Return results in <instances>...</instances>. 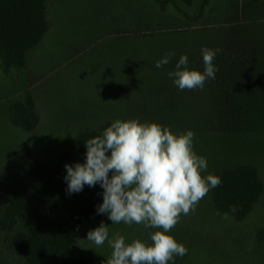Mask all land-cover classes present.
<instances>
[{"label":"rangeland","instance_id":"1","mask_svg":"<svg viewBox=\"0 0 264 264\" xmlns=\"http://www.w3.org/2000/svg\"><path fill=\"white\" fill-rule=\"evenodd\" d=\"M162 1L171 2L166 13L153 0L49 1L53 29L30 53L27 70L5 75L0 58V179L29 154L55 157L69 130L76 135L116 119H138L177 134L193 131V150L207 160L202 175L253 165L264 183V0H210L204 8L205 0L192 7ZM176 7L192 18L203 9L204 19L190 22ZM202 47L221 50L214 60L221 74L202 89L179 90L167 73L181 55L188 56L189 69L203 72ZM168 52L175 53L171 62L157 68ZM28 91L42 116L32 134L10 121L12 103ZM5 205L0 186V218ZM104 224L109 239L119 233L126 243L151 244L150 233L158 230L109 219ZM99 225L82 228L75 257L105 264L112 251L107 241L97 247L86 239ZM263 229L264 196L239 223L217 215L211 189L169 233L188 249L175 264H264V244L257 241ZM19 232L26 233L22 222L13 234L0 233V264H25L9 244Z\"/></svg>","mask_w":264,"mask_h":264},{"label":"trees","instance_id":"2","mask_svg":"<svg viewBox=\"0 0 264 264\" xmlns=\"http://www.w3.org/2000/svg\"><path fill=\"white\" fill-rule=\"evenodd\" d=\"M50 0H0V58L5 75L12 71L21 73L28 68V57L40 47L53 29L47 19ZM162 13L170 1L153 0ZM192 7L195 0H178ZM205 0L202 8L209 4ZM188 21L197 23L204 19V10L197 18L176 7ZM219 71V70H218ZM216 74H221L220 71ZM42 116L30 91L22 100L12 103L10 121L26 133H34ZM112 122L97 129L83 128L74 135L70 130L59 154L50 159H39L34 154L13 166L8 175L0 179L6 198L0 233L13 234L20 222L26 233H17L9 241L18 247L25 264H98L91 258H77L72 249L78 243L82 228L90 222H105L107 214H97L103 202L100 186H84L79 193H66L65 164L84 163L85 142L102 135ZM222 183L212 189L214 207L219 215L232 217L236 222L245 221L264 196V183L253 165H240L215 172ZM232 206L236 211H231ZM257 241L264 244V229L257 233Z\"/></svg>","mask_w":264,"mask_h":264},{"label":"clouds","instance_id":"3","mask_svg":"<svg viewBox=\"0 0 264 264\" xmlns=\"http://www.w3.org/2000/svg\"><path fill=\"white\" fill-rule=\"evenodd\" d=\"M220 51L202 47L203 72L189 69L188 56L181 55L167 75L181 91L202 89L216 77L214 60ZM173 56L168 52L155 66L163 68ZM194 135L191 130L173 133L157 122L116 119L102 135L84 143V163L65 164L67 194L99 184L103 202L97 214H107L111 224L158 229L150 233L151 244L140 239L126 243L119 233L109 239V229L101 221L86 239L97 247L107 241L112 251L105 264H175V257L187 254V247L169 233L182 214L194 212L200 200L222 183L217 175H202L207 160L193 150Z\"/></svg>","mask_w":264,"mask_h":264}]
</instances>
